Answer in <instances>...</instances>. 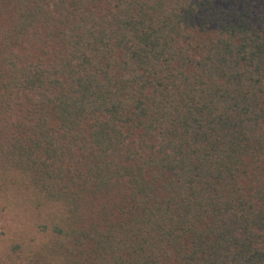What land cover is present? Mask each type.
Returning <instances> with one entry per match:
<instances>
[{
	"label": "trees",
	"instance_id": "obj_1",
	"mask_svg": "<svg viewBox=\"0 0 264 264\" xmlns=\"http://www.w3.org/2000/svg\"><path fill=\"white\" fill-rule=\"evenodd\" d=\"M7 173L13 264H264V0H0Z\"/></svg>",
	"mask_w": 264,
	"mask_h": 264
},
{
	"label": "rangeland",
	"instance_id": "obj_2",
	"mask_svg": "<svg viewBox=\"0 0 264 264\" xmlns=\"http://www.w3.org/2000/svg\"><path fill=\"white\" fill-rule=\"evenodd\" d=\"M22 184L15 173L0 176V264H13L18 245L31 251L46 240L40 228L44 214Z\"/></svg>",
	"mask_w": 264,
	"mask_h": 264
}]
</instances>
